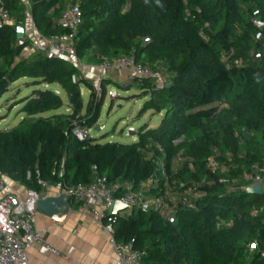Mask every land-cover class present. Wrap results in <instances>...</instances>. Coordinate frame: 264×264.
Listing matches in <instances>:
<instances>
[{
    "label": "trees",
    "instance_id": "16d2710c",
    "mask_svg": "<svg viewBox=\"0 0 264 264\" xmlns=\"http://www.w3.org/2000/svg\"><path fill=\"white\" fill-rule=\"evenodd\" d=\"M25 1L42 37L71 34L58 18L79 6L73 40L82 64L134 57L161 66L170 84L134 79L136 96H149L138 116L164 113L157 128L139 129L137 142L80 141L75 127L93 128L107 87L119 85L104 79L97 92L69 58L40 53L20 60L28 42L17 29L28 7L8 0L15 23L0 27V100L21 79L36 89L18 101L27 119L0 130V174L38 195L37 172L45 184L74 186L90 183L94 166L107 183H129L135 192L148 184L143 200L168 188L178 199L175 223L136 209L115 225L116 241L139 251L142 264H264V212L252 214L264 207V193L240 188L247 184L243 173L264 169V0ZM50 85L66 95L69 115L40 116L64 105L42 89ZM82 88L90 93L87 105ZM214 150L225 172L208 168ZM190 189L204 196L182 202ZM251 243L255 250L248 253Z\"/></svg>",
    "mask_w": 264,
    "mask_h": 264
},
{
    "label": "built area",
    "instance_id": "2783aa9c",
    "mask_svg": "<svg viewBox=\"0 0 264 264\" xmlns=\"http://www.w3.org/2000/svg\"><path fill=\"white\" fill-rule=\"evenodd\" d=\"M0 0V27L13 25L14 19L11 17L6 2ZM81 11L78 5L70 6L62 12L58 18V25L65 30L71 31L67 36L42 37L36 44L35 49L38 54H44L48 58L65 57L77 60L73 34L81 23ZM254 24L258 25L257 22ZM226 67L228 64L225 63ZM100 78L94 82L96 91L100 89L102 78H107L110 71H117L130 77L131 79H151L156 87H164L170 84V73L158 65H149L137 63L134 57H123L113 60H104L99 65ZM73 134L80 140L84 141L89 138L88 130L75 127ZM182 137L174 143L177 144ZM218 151L208 160V168L212 171L220 170L225 172V166L221 165L216 157ZM63 168V165H62ZM92 180L88 184L68 185L58 183L49 185L39 179L37 172L38 184L43 188H53L60 196L67 197L69 206H74L78 212H90L98 221L106 233L112 248V254L115 264H142V254L135 250L132 245L120 244L116 241L115 225L119 217H125L127 214L136 209L153 210L163 215L164 219L173 224L176 221L178 199L170 194L167 188L164 195L158 198L143 200L144 191L148 184L142 185L139 192H135L133 185L129 183H107L101 176L97 167H92ZM0 174V264H30L29 249L42 245L48 252L58 255L59 252L54 247L44 243L41 234L35 227L36 207L39 195L34 192H27L21 195L15 191H7ZM243 179L248 187L259 186L264 193V169L256 171L254 174L243 173ZM221 182L228 183L226 179ZM200 191L188 190L182 202L189 203L191 199L203 197ZM119 202L126 207V210H120L117 214L112 213L113 205ZM190 207L193 205L190 204ZM264 212V207L253 211V215ZM254 245V247H253ZM248 253L255 250V244L247 246Z\"/></svg>",
    "mask_w": 264,
    "mask_h": 264
},
{
    "label": "crops",
    "instance_id": "0c3cea01",
    "mask_svg": "<svg viewBox=\"0 0 264 264\" xmlns=\"http://www.w3.org/2000/svg\"><path fill=\"white\" fill-rule=\"evenodd\" d=\"M24 3L28 7L26 20L21 27L23 29V35L19 38L21 41L28 42V46L21 54L20 60L29 59L37 55L38 52L35 49L36 44L40 41L42 36L38 33L33 23L32 18L29 15L30 5L24 0ZM19 31V28L17 29ZM31 37L35 40L32 41ZM78 67L79 71L84 78H88L91 74L94 76V72H99V65H84L79 60L71 59ZM77 62L83 66L79 68ZM86 67V69L84 68ZM89 69H96L90 70ZM94 71V72H93ZM89 72V74L87 73ZM91 76V77H92ZM127 77L123 73L117 71H110L107 79L113 83L118 84L120 81ZM26 79V78H25ZM25 79H22L25 81ZM20 81V80H19ZM16 82L15 84L19 83ZM29 81H31L29 79ZM29 82H25L26 85ZM19 85V84H18ZM58 85L44 86V89L51 90V87ZM53 90V89H52ZM55 93L61 96V93L57 90H53ZM31 95L30 91L20 99ZM67 100V97L65 95ZM19 99V100H20ZM68 102V100H67ZM19 104H17L18 106ZM22 109V106L20 107ZM68 113L61 115L56 111L45 113L40 115L41 117H48L51 115L67 116L70 114V107L67 109ZM24 114V113H22ZM24 116H26L24 114ZM27 117V116H26ZM24 119V118H23ZM21 119V121L23 120ZM1 121V120H0ZM19 121V122H21ZM12 128V127H11ZM9 130V129H8ZM101 143V142H100ZM2 181L5 184L7 191H15L21 195H25L28 190L13 182L9 178L2 176ZM58 192L53 188H43L39 194V200L59 197ZM69 214L64 222H56L46 216L37 214L35 227L41 234L42 241L48 245L54 247L59 252L58 255L51 254L42 245H37L29 249V263L30 264H115L112 254V248L109 243V239L104 232L103 226L95 220L90 212L80 213L76 209L69 206Z\"/></svg>",
    "mask_w": 264,
    "mask_h": 264
},
{
    "label": "rangeland",
    "instance_id": "374dc122",
    "mask_svg": "<svg viewBox=\"0 0 264 264\" xmlns=\"http://www.w3.org/2000/svg\"><path fill=\"white\" fill-rule=\"evenodd\" d=\"M18 37L20 36V29L18 31ZM34 41L35 38L31 37ZM79 68H83L79 62H77ZM86 69V67H84ZM96 70V69H89ZM93 71V72H94ZM89 74V72H87ZM94 76L88 75V80L93 84L100 78V71L94 72ZM92 76V77H91ZM107 78H102L101 80ZM25 82H30L29 79L20 80L19 85L14 84L10 87L8 93H6L0 100V130H8L14 127L21 121V119H27L21 112V106L18 105L20 97L25 94H30L35 87H28L24 85ZM119 87L115 85H109L106 89V95L104 99L101 115L95 126L88 130L89 137L97 139L101 143L116 142L122 144L135 143L139 139V129L148 125L149 128H157L164 116V113L156 114L152 111L147 112L142 117L138 116V113L143 103L149 99V96L139 97V91L134 87L135 80L130 77H124L122 81L118 83ZM44 89V87H42ZM58 90L61 93L64 105L59 110H56L58 114H67L69 108L68 102L65 98L64 92L60 87L53 86L51 90ZM100 89L97 90L99 92ZM81 94L85 105L89 100V91L85 88L81 89ZM138 97V98H136ZM99 128V131L96 130ZM130 131L134 134L131 135ZM247 259V258H246Z\"/></svg>",
    "mask_w": 264,
    "mask_h": 264
},
{
    "label": "water",
    "instance_id": "95a60500",
    "mask_svg": "<svg viewBox=\"0 0 264 264\" xmlns=\"http://www.w3.org/2000/svg\"><path fill=\"white\" fill-rule=\"evenodd\" d=\"M20 29V36L23 35V29ZM145 44H149L150 40L146 39ZM99 131V128H96ZM130 134L133 135L134 132L130 131ZM51 185V184H49ZM247 192L260 194L262 193L259 186L248 187ZM37 214L46 216L56 222H64L69 214V201L65 196L59 197H50L45 199H40L35 204ZM120 210H126V207L119 202H116L113 205L112 213L117 214Z\"/></svg>",
    "mask_w": 264,
    "mask_h": 264
},
{
    "label": "clouds",
    "instance_id": "9594fccd",
    "mask_svg": "<svg viewBox=\"0 0 264 264\" xmlns=\"http://www.w3.org/2000/svg\"><path fill=\"white\" fill-rule=\"evenodd\" d=\"M158 2H159V0H158Z\"/></svg>",
    "mask_w": 264,
    "mask_h": 264
},
{
    "label": "snow or ice",
    "instance_id": "6c2138e0",
    "mask_svg": "<svg viewBox=\"0 0 264 264\" xmlns=\"http://www.w3.org/2000/svg\"><path fill=\"white\" fill-rule=\"evenodd\" d=\"M253 247H254V245H253Z\"/></svg>",
    "mask_w": 264,
    "mask_h": 264
}]
</instances>
